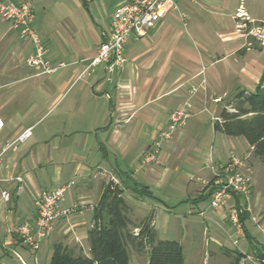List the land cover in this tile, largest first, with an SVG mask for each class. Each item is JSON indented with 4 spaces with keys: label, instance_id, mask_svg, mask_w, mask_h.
<instances>
[{
    "label": "crops",
    "instance_id": "1",
    "mask_svg": "<svg viewBox=\"0 0 264 264\" xmlns=\"http://www.w3.org/2000/svg\"><path fill=\"white\" fill-rule=\"evenodd\" d=\"M12 1L33 6L34 23L47 50L45 58L52 68L64 67L51 74L41 67L30 70L27 59L32 56V44L21 40L0 17V148L32 130L25 143L1 158L3 244L18 246L14 232L34 216L36 197L75 180L66 209L79 208L58 222L53 236L33 254L34 264H50L56 243L87 253L94 207L104 184L115 177L119 183L137 182L159 201L158 206L148 207V216L159 212L180 220V215L190 223L199 215L206 229L211 226L225 235L229 224L236 232L229 237L237 249L224 245L223 249L232 258L250 256L248 250L238 248L239 240L253 247L246 225L252 213L250 199L242 202L248 209L242 235L227 219V208L207 212L199 203L210 199L216 166L228 162L232 154L239 158L247 151L253 154L244 138L228 137L214 125L237 92L254 90L262 76L264 48L257 29L264 26V20L256 21L246 10L249 21L238 19L239 7L232 9L229 0H204L201 8L190 0H176L185 18L171 12L148 37L130 39L128 63L108 73L105 64L91 67V62L105 34L112 30V15L121 0ZM192 87L199 90L195 96ZM187 102L193 104L188 124L161 144L157 162L142 166L144 154L154 149L159 133L167 128L170 114ZM17 177L23 180L20 195L15 192ZM2 190L12 194L10 201L1 198ZM176 191L187 197L181 203L193 205L188 212L181 214L171 204ZM124 196L129 213L135 205H145V197L134 194L127 185ZM237 203L241 201L234 197L228 200L229 206ZM253 223L264 235V215ZM193 250L197 251H189V261H193ZM254 250L262 253L255 246ZM217 252L209 253V264Z\"/></svg>",
    "mask_w": 264,
    "mask_h": 264
},
{
    "label": "built area",
    "instance_id": "2",
    "mask_svg": "<svg viewBox=\"0 0 264 264\" xmlns=\"http://www.w3.org/2000/svg\"><path fill=\"white\" fill-rule=\"evenodd\" d=\"M171 12H178L182 18H185L176 0H121L112 15V30L109 34H105L98 54L91 62V67L105 64L108 73L123 68L128 63L126 47L130 39L140 40L148 37ZM0 17L3 21L11 24L13 30L19 33L21 40L33 44L35 54L27 59L28 66L41 67L43 72L48 74L64 67V64H60L59 67L52 68L50 62L45 58L47 50L40 35L34 29L35 13L30 3L17 5L12 0H1ZM236 17L243 21H249L242 6L238 9ZM259 30L257 29L258 34H260ZM198 92L197 87H192V96L197 95ZM192 116L193 104L191 102H187L182 108L174 110L170 114L167 128L159 133V141L155 143L154 149H150L144 154L142 166L157 162L161 144L164 141H169L182 130ZM31 136L32 130H25L15 141L6 144L4 148H0V163L3 154L17 144L25 143ZM243 165V161L237 155L232 154L228 162L215 167V178L210 185L211 207L215 210L227 208L230 222L240 230L243 226L241 215L248 209L244 204L239 203L229 206L228 200L234 197L241 202L249 201L251 179L242 171ZM15 181L19 184L15 190L16 195H20L24 191L23 180L21 177H17ZM111 181L119 184L115 177H111ZM75 184V180H71L55 190L43 192L34 199V216L21 222L15 230L19 247L32 253L38 252L43 243L52 237L58 222L79 208L78 205L69 209L61 207L66 194ZM1 198L8 202L12 199V194L2 190ZM15 254L22 264H26L18 252ZM250 260H252L250 256H245L241 258L239 264H247ZM259 264H264V260H259Z\"/></svg>",
    "mask_w": 264,
    "mask_h": 264
},
{
    "label": "trees",
    "instance_id": "3",
    "mask_svg": "<svg viewBox=\"0 0 264 264\" xmlns=\"http://www.w3.org/2000/svg\"><path fill=\"white\" fill-rule=\"evenodd\" d=\"M214 128L228 137L244 138L253 148V154L264 162V71L255 89H242L220 112ZM126 185L134 194L150 197L149 190L133 180L115 184L110 181L103 186L99 202L93 210V226L88 233L89 251L76 252L63 243L54 245L50 264H130L128 245L139 251L148 248V264H185L184 247L178 241L159 240L152 226V219L145 220L131 230L129 206L125 199ZM245 213L241 215L244 221ZM238 254L234 264H239ZM264 260V253L257 254ZM2 264V263H0Z\"/></svg>",
    "mask_w": 264,
    "mask_h": 264
},
{
    "label": "rangeland",
    "instance_id": "4",
    "mask_svg": "<svg viewBox=\"0 0 264 264\" xmlns=\"http://www.w3.org/2000/svg\"><path fill=\"white\" fill-rule=\"evenodd\" d=\"M190 1L196 8H201L205 2L204 0H190ZM229 1L232 4L231 6L232 9L236 10L237 7L240 8L242 6L244 10L250 13L251 17L256 19V21L264 20V0H229ZM258 27H259L258 29H260L259 30L260 34H258L260 44L264 48V26L260 25ZM34 29L40 35L41 40L43 42L42 35L39 32L36 23H34ZM32 48H33L32 55H34L35 48L33 44H32ZM28 68L30 70H34V68L32 67L28 66ZM241 140L244 139L242 138ZM242 151H243L242 149H239L238 153H240L241 155ZM240 157H241L240 159L243 161L244 164L242 171L247 175L249 179H251L250 180L251 196L249 199L252 205L250 207H252L253 214L251 213L249 217V221L246 222V225L254 241L252 242L250 241L253 247L249 248L247 242H245L244 240H239L240 243L238 248L243 250L244 249L248 250V255H250L252 260L248 261L247 264H259V259L257 258V254H255L254 246L256 249L260 250V252L264 253V245L263 246L261 245L264 244V235L259 229V227L255 226L256 223L253 222H256V218L258 221L259 215H264V162L260 161L259 159H256L255 156L253 154H249L248 151L243 155H241ZM155 193L157 197L160 196L159 192H155ZM69 195L70 192L66 194L65 199L61 203V207L63 209H66L70 204ZM183 195L184 194L182 191H176L174 196L171 198L172 199L171 204L174 205L176 208H178V211L181 214L185 213L186 211L188 212L190 208L193 206L190 205L188 202L181 203L182 201L185 200L183 198L186 197ZM159 204L160 203L159 201H157V199H154L152 197H145V205L143 204L135 205L133 210L131 209L129 215L132 221L131 230L134 232V234L140 231V229L137 228H139L142 225L144 220H147L149 218L152 219L154 217L151 223L153 222L152 226L157 233V239L180 242L185 249L184 255H185L186 264L190 259L189 251L192 249H197V251L193 250L192 253L193 261L190 260L189 264H209V260H208L209 253L213 250H216L218 252L212 256L213 261H210V264L234 263L235 258H232L231 255L228 254V251H226L222 247L224 245L225 247H228L233 250L237 249V246L234 245L233 240L229 237L230 235H235L236 232L229 224H226V230H225L226 235H225L221 231L218 232L217 230L215 231L212 230L211 226H209V228L206 229V226L204 225V220L199 215H195L194 218L189 221L190 223H187V221L183 220L180 215H179L180 220H178L175 217L167 218L165 214L163 215L159 212L156 213L154 212L153 217L151 215L152 213L151 212L150 215L148 216V209H149L148 207L149 206L155 207L158 206ZM199 205H201L200 209H204L207 212L214 211V209H212L211 207L210 199H204L202 202L199 203ZM27 210L29 212L32 211V206L30 203L27 205ZM228 216L229 215L227 214V219H229ZM236 229H238L237 231L241 232L240 234L242 235V231H240L239 228ZM3 231H1L0 234V239L2 241V244H0V263L22 264V262L17 258L15 254L16 251L22 255L23 259L28 264H34V258H33L34 253L23 250L19 246L13 248V246L12 247L5 246L3 244L4 243ZM14 234L16 235L15 232ZM212 239L214 240V242L213 241L211 242ZM237 239H239V237H237ZM78 246L80 245L78 244ZM128 251L130 254V264H148L149 261L148 248L143 251H139L135 245L130 243L128 245Z\"/></svg>",
    "mask_w": 264,
    "mask_h": 264
}]
</instances>
